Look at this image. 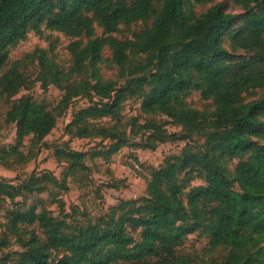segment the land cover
<instances>
[{
  "label": "trees",
  "instance_id": "16d2710c",
  "mask_svg": "<svg viewBox=\"0 0 264 264\" xmlns=\"http://www.w3.org/2000/svg\"><path fill=\"white\" fill-rule=\"evenodd\" d=\"M154 1L0 0V98L11 103L5 121L16 126V143L1 151L6 165H10V156L30 160L35 147L44 144L58 117L79 96H87L91 102L74 113L67 132L72 137L109 139L108 154L118 152L131 140V132L123 128L122 110L132 97L144 98L145 114H163L182 127L181 132H169L155 119L138 124L133 135L143 132L145 148L155 150L161 143L204 137L200 147L187 143L180 154H169L153 167L145 196L119 199L94 222L75 224L59 218L45 200H41L40 210L36 205L26 211L11 210L8 228L17 233L23 246L14 253L15 264H264V144L253 139L259 136L264 141L260 117L264 98L242 101L244 92L264 87V0H234L249 9L244 24L230 33L231 44L254 53L236 63L225 62L232 57L224 47L223 35L237 15L225 11L221 4L191 20L184 0H164L150 29L134 40L113 36L122 24L148 19ZM94 22L105 29L107 38L95 37ZM43 26L72 38V75L90 71L96 75L102 49L108 44L125 82L88 76L63 84L59 65L42 49L11 61L10 47L30 31L41 34ZM26 59L38 60L35 79L44 88L56 84L64 89L57 112L30 94L13 99L33 81L23 70ZM189 90L212 99L214 109L187 105L184 95ZM105 118L114 123L95 122ZM28 136L32 145L25 154L20 146ZM54 154L68 165L62 181L49 173L32 175L20 184L0 179V198L12 201L18 195L41 194L48 191L51 181L67 188L69 172L88 168L84 161L87 152L62 146L56 147ZM223 158L240 159L234 180ZM193 168L204 174L205 184L186 192ZM57 202L62 212L64 204ZM21 223L36 225L43 238L35 230L21 234ZM195 232L209 240L207 260L180 251ZM219 249L227 251L222 260L212 255ZM11 257L6 254L7 260Z\"/></svg>",
  "mask_w": 264,
  "mask_h": 264
},
{
  "label": "rangeland",
  "instance_id": "374dc122",
  "mask_svg": "<svg viewBox=\"0 0 264 264\" xmlns=\"http://www.w3.org/2000/svg\"><path fill=\"white\" fill-rule=\"evenodd\" d=\"M184 9L187 17L191 20L201 16L211 6L221 4L225 11L237 15L236 22L223 35V44L232 58H226L227 63H236L241 60H248L254 56V53L248 52L241 48L233 47L230 41V33L244 24L249 7L237 5L234 0H208L198 2L196 0H184ZM164 0H155L154 8L151 16L146 20H138L130 24H122L116 33L115 38L121 41L134 40L135 37L145 30L152 27L155 16L161 10ZM95 37L105 39L108 37L105 29L97 22L93 24ZM84 42L87 37L81 38ZM72 38L60 31H52L43 26L42 33L30 31L26 37L18 43L10 47V59L15 61L27 58V54L42 49L49 57H52L61 69L63 84L82 77L95 76L104 81H117L119 84L125 82V78L120 76V69L113 61L112 50L108 44H105L101 60L97 65L96 75L87 73L84 75H72L71 67L73 64L72 53L69 44ZM38 60L33 62L26 59L23 64V70L28 74L32 81L28 88H22L20 92L13 97L17 99L22 95L30 94L37 101L43 102L49 109H56L65 93L64 89L56 84H50L48 88H44L42 82L36 80L38 75ZM264 98V87L250 89L243 93L242 101H250ZM184 99L187 105L198 109H214V101L212 99H204L201 91L189 90ZM0 98V156H5L2 148L16 143V126L14 123L5 121L6 112L10 108L11 103ZM96 100V98H95ZM144 98L132 97L125 101L123 114V128L130 134L131 140L122 147L118 152L108 154L106 150L109 148L111 141L99 137L78 138L72 137L67 132V126L72 121L73 115L79 109L88 106L91 102L87 96H79L74 99L69 108L62 113L57 119V123L51 133L46 137L44 144L35 147V155L30 160H18L15 156H10V165L4 163V159L0 158V179L20 184L23 180L29 179L30 176L37 177L49 173L58 181H62L67 171L68 165L63 161H58L54 150L56 147L70 146L73 149L87 152L84 159L88 168L78 169L75 172H69L66 177V186L60 187L52 182L48 191L41 194L34 193L27 198L18 195L14 200L8 198H0V244L7 242L5 246H0V264H15V252L23 250L21 242L17 238V233H13L8 228V222L11 210L26 211L31 206L36 205L37 210L41 209V200L46 201V206L53 211L59 218L75 224H87L94 222L99 216L111 210V207L118 203L119 199H139L147 194L148 179L153 167H157L163 163L169 154H180L184 146L190 143L196 147H200L204 142V137L194 136L190 139L175 142L161 143L157 149L153 150L145 148V135L143 132L137 136L133 132L138 130V124H143L147 119H155L157 122L165 125L169 132H181L182 127L173 123L167 116L163 114L147 115L142 110ZM260 117L264 121V108ZM137 124H135V121ZM95 122L99 124L111 125L114 120L109 118L98 119ZM132 130V131H131ZM31 136L25 138L20 150L27 154L31 149ZM254 141L264 144L259 136L253 137ZM229 176L234 180L236 165L240 161L239 158L225 160ZM188 189L191 187L205 184L204 174L193 168L188 174ZM113 185V187L111 186ZM236 189L238 185L234 183ZM58 200H62L64 207L61 212L58 206ZM35 230L40 237L42 231L34 224L21 223V234H30ZM208 238L201 232L190 234L185 240L184 245L180 248L181 252L190 253L197 257L198 260H207L210 254H207ZM12 255L11 259H6V254ZM214 258L222 260L227 255L226 250L219 249L212 253ZM7 260V261H6Z\"/></svg>",
  "mask_w": 264,
  "mask_h": 264
}]
</instances>
